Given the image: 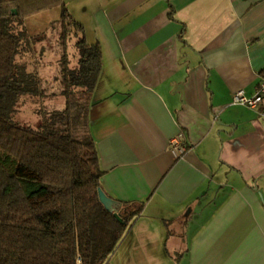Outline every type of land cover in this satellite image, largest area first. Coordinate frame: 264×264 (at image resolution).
<instances>
[{
    "label": "crops",
    "instance_id": "crops-1",
    "mask_svg": "<svg viewBox=\"0 0 264 264\" xmlns=\"http://www.w3.org/2000/svg\"><path fill=\"white\" fill-rule=\"evenodd\" d=\"M83 5L89 19L67 8L101 47L89 120L101 187L140 204L104 264H264V119L231 104L264 77V0Z\"/></svg>",
    "mask_w": 264,
    "mask_h": 264
},
{
    "label": "trees",
    "instance_id": "trees-1",
    "mask_svg": "<svg viewBox=\"0 0 264 264\" xmlns=\"http://www.w3.org/2000/svg\"><path fill=\"white\" fill-rule=\"evenodd\" d=\"M54 7L63 44L77 38L78 64L63 56L64 107L33 128L12 116L21 97L43 94L40 78L16 57L44 35L30 34L27 19ZM100 71L99 42L86 41L64 0H0V264H104L138 212L139 203L118 201L119 220L98 199L103 170L89 120Z\"/></svg>",
    "mask_w": 264,
    "mask_h": 264
},
{
    "label": "rangeland",
    "instance_id": "rangeland-1",
    "mask_svg": "<svg viewBox=\"0 0 264 264\" xmlns=\"http://www.w3.org/2000/svg\"><path fill=\"white\" fill-rule=\"evenodd\" d=\"M92 2L93 0H86ZM98 1V0H94ZM68 3V5L66 4ZM80 6L73 0H65L66 7L73 11L74 15L84 19L90 18V11L85 9V0L81 2ZM75 6V7H74ZM59 7H55L50 15L45 19H31L28 27L31 29L30 34L39 37L42 33L44 35L39 37V42L36 40L33 43H23L20 52L16 57V61L29 74H36L39 78L42 70L51 68V73H45L40 79L41 87L46 88L45 93L38 97H21L17 103L16 111L13 114V120L26 126L36 128L43 120L45 112L50 110H61L64 106V98L61 97L59 90L63 88L61 73L59 75L58 69L64 65L62 59L55 61V54L57 51H62L67 56V64L69 68H74L78 62V52L75 47L76 37L67 39L65 45L59 37ZM88 21V20H87ZM90 24V23H89ZM45 28H42V27ZM86 28V29H85ZM84 28V36L89 42L92 39L93 28L87 25ZM43 31V32H40ZM45 67V68H44ZM105 70V69H104ZM54 72V73H52ZM61 72V71H60ZM105 71H103L101 83L105 80ZM95 96V95H94Z\"/></svg>",
    "mask_w": 264,
    "mask_h": 264
},
{
    "label": "built area",
    "instance_id": "built-area-1",
    "mask_svg": "<svg viewBox=\"0 0 264 264\" xmlns=\"http://www.w3.org/2000/svg\"><path fill=\"white\" fill-rule=\"evenodd\" d=\"M231 104L247 106L255 110L258 116L264 119V77L261 78L252 95H247L242 89L233 92ZM168 143L176 157L182 156L187 150L185 136L182 132L170 138Z\"/></svg>",
    "mask_w": 264,
    "mask_h": 264
},
{
    "label": "water",
    "instance_id": "water-1",
    "mask_svg": "<svg viewBox=\"0 0 264 264\" xmlns=\"http://www.w3.org/2000/svg\"><path fill=\"white\" fill-rule=\"evenodd\" d=\"M97 195L99 202L103 205V207L107 211L113 213L117 219L121 220L120 216L118 215L119 209L121 207L120 202L107 195L101 187H98Z\"/></svg>",
    "mask_w": 264,
    "mask_h": 264
}]
</instances>
